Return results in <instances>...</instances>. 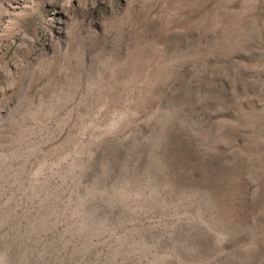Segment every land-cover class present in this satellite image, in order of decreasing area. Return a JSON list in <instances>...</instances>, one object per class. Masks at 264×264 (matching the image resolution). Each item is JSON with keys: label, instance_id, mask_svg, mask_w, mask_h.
I'll use <instances>...</instances> for the list:
<instances>
[{"label": "rangeland", "instance_id": "rangeland-1", "mask_svg": "<svg viewBox=\"0 0 264 264\" xmlns=\"http://www.w3.org/2000/svg\"><path fill=\"white\" fill-rule=\"evenodd\" d=\"M0 264H264V0H0Z\"/></svg>", "mask_w": 264, "mask_h": 264}]
</instances>
